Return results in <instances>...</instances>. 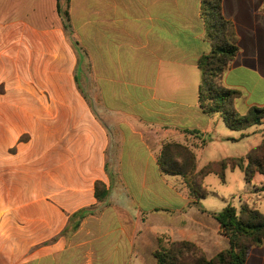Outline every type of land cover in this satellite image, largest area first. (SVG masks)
<instances>
[{
    "label": "crops",
    "instance_id": "0c3cea01",
    "mask_svg": "<svg viewBox=\"0 0 264 264\" xmlns=\"http://www.w3.org/2000/svg\"><path fill=\"white\" fill-rule=\"evenodd\" d=\"M223 14L239 46L224 84L242 116L264 107V0H224ZM70 24L57 0H0V264H156L161 240L208 259L229 250L213 214H264V173L210 174L229 188L196 199L159 169L166 144L188 147L198 169L209 149L207 164L264 140V124L232 131L198 105L212 49L201 0H70ZM97 182L110 190L99 212ZM84 209L95 215L74 232ZM245 264H264V242Z\"/></svg>",
    "mask_w": 264,
    "mask_h": 264
},
{
    "label": "trees",
    "instance_id": "16d2710c",
    "mask_svg": "<svg viewBox=\"0 0 264 264\" xmlns=\"http://www.w3.org/2000/svg\"><path fill=\"white\" fill-rule=\"evenodd\" d=\"M224 0H201V15L206 21L207 39L212 45L208 54L198 61L201 81L198 88V105L207 115H219L226 127L232 131H243L264 124V107H252L242 116L234 110L235 100L241 93L224 84L225 73L239 52L234 25L223 14ZM57 14L66 32H70V0H57ZM239 168L250 181L256 172L264 173V140L246 157L227 158L211 162L201 170L197 169L195 154L177 144L164 145L159 157V169L166 175L180 176L196 199L205 198L207 193L201 187L210 174L222 181L228 169ZM110 190L102 182L95 185L98 212L108 205ZM95 215L91 209H84L73 215L78 219L74 232L83 219ZM219 222L222 233L230 241V249L208 259L203 251L191 242H159L154 256L156 264H245L254 247L264 242V214L249 206L241 209L228 206L222 212L213 214Z\"/></svg>",
    "mask_w": 264,
    "mask_h": 264
},
{
    "label": "rangeland",
    "instance_id": "374dc122",
    "mask_svg": "<svg viewBox=\"0 0 264 264\" xmlns=\"http://www.w3.org/2000/svg\"><path fill=\"white\" fill-rule=\"evenodd\" d=\"M38 2L36 1H32V4H37ZM30 12H27V14ZM31 17H25V19L32 25L38 27V28H42L41 24H38L39 20L36 19V16H33L32 14L30 15ZM262 128V127H261ZM27 130L24 131V134H27L28 132H26ZM42 133V132H41ZM26 138V137H25ZM259 144V143H258ZM246 147L244 142L240 143L239 145H235L234 149L238 152H240V154L242 152H246L245 150H247V148H243ZM227 154H233V152H229ZM216 156V157H215ZM214 158H217V155L215 153H211L210 149L209 151L207 150L206 153L204 155H200L199 158V163H198V170H201L205 165H207V163L210 160H213ZM177 179H182L181 177L176 176ZM172 183H176L175 180H171ZM215 182L220 185L222 187V189H228L229 186H223V184H219V179L214 176V175H210L208 176L206 179H204L203 183L201 184V187L206 191L207 195L206 196H210V197H214L213 193L215 192V188L216 186H218L217 184H215ZM186 184V183H185ZM187 186V185H186ZM187 188L188 193L190 194L189 188ZM238 199V197H237Z\"/></svg>",
    "mask_w": 264,
    "mask_h": 264
}]
</instances>
